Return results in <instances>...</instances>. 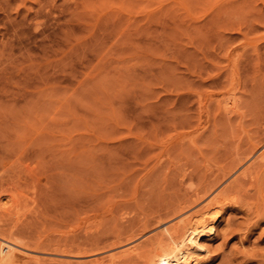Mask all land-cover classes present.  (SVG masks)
Masks as SVG:
<instances>
[{
    "label": "rangeland",
    "instance_id": "rangeland-1",
    "mask_svg": "<svg viewBox=\"0 0 264 264\" xmlns=\"http://www.w3.org/2000/svg\"><path fill=\"white\" fill-rule=\"evenodd\" d=\"M154 1L140 6L160 7L159 21L141 20L132 7L120 22L100 12L79 22L68 0H0V47L12 44L17 65L27 52L32 61L28 83L18 68L14 95L0 94V149L20 154L14 166L30 158L36 178L23 185L24 164L0 170V178L15 170L23 179L25 188L17 184L7 196L28 193L17 200L20 210L7 206L11 196L2 200L11 213L0 212V230L14 227L0 233L49 249L74 238L110 246L117 235L143 243L174 224V213L189 210L197 195L219 191L254 150L264 151V0ZM221 101L235 103L232 114L217 107ZM257 165L255 180L227 195L216 233L200 237L209 250L199 264H264V193L257 191L264 164ZM115 247L104 251L121 250ZM47 251L44 264L54 259ZM88 255L81 263L103 257ZM71 259L50 263H80Z\"/></svg>",
    "mask_w": 264,
    "mask_h": 264
},
{
    "label": "bare ground",
    "instance_id": "bare-ground-1",
    "mask_svg": "<svg viewBox=\"0 0 264 264\" xmlns=\"http://www.w3.org/2000/svg\"><path fill=\"white\" fill-rule=\"evenodd\" d=\"M23 1H26V0H23ZM69 2L73 3V7H72V10H68L70 11V14L75 16L77 18V20L80 22V21H85L87 19H85V14L88 13H106L107 15L111 14L112 17H117V20H119V22L121 20H125L124 17H123V12H127L129 10V8H132V7H137L136 9L138 11H136L135 13L136 14H142L140 17L141 20L143 19H148L149 20H155V21H159L160 18H161V14L162 13V9L159 7V9H154V10H150L148 11L146 8L148 7V4H153V2H155L154 0H68ZM146 2V6L143 7V6H140L141 4H145ZM170 2V1H169ZM35 3L37 5H40L42 3V0H35ZM46 3V2H45ZM148 3V4H147ZM156 3V2H155ZM168 3V2H167ZM139 5V6H136V5ZM45 5V4H44ZM169 5V4H168ZM41 6V5H40ZM43 6V5H42ZM162 6V5H160ZM45 7V6H44ZM158 8V7H157ZM165 8V7H163ZM45 9V8H44ZM149 9V8H148ZM127 10V11H126ZM76 12H78L77 14H75ZM124 12V13H125ZM94 13V14H95ZM84 15V17H83ZM91 16V15H89ZM110 16V17H111ZM164 16V15H163ZM170 16V15H169ZM27 18L29 17L28 15L26 16ZM167 17V16H166ZM96 19L95 21H93L94 23L93 24H97L99 22V19L96 18H93V20ZM133 19V20H132ZM132 19L128 18L126 19V21H134L136 18L133 16ZM168 19V18H167ZM116 20V21H117ZM138 20V18L136 19ZM113 24V27H114V22L112 23ZM172 24V23H170ZM169 24V25H170ZM83 27L86 26V24H82ZM89 25V24H88ZM116 25V24H115ZM168 25V24H166ZM87 27V26H86ZM170 27V26H169ZM118 28V26H117ZM115 29H116V26H115ZM114 29V30H115ZM112 30V29H111ZM113 30V31H114ZM116 31V30H115ZM65 37L67 38V36L65 35ZM2 47H0V94L4 95L6 97V95H14L13 94V87L14 84L16 86V83L14 82V80H18L16 79V76L15 74L17 73L16 71L18 70L19 68V71L23 72V75L25 77V79L21 80V81H25L27 82V75L30 71V68H31V60H30V55H29V52L25 53L23 59H22V62H20V64L17 65V63L13 60V52H12V48H11V45L8 42H4L2 43ZM26 51V50H25ZM20 74V73H19ZM19 77V75H18ZM19 81V80H18ZM29 81V80H28ZM28 83V82H27ZM20 84V83H19ZM24 84V82H22V85ZM26 84V83H25ZM24 87V98L26 99L27 97H29L30 95V92H28V87L29 86H26V85H23ZM13 87V88H12ZM19 89V88H17ZM23 91V89H22ZM2 97V96H1ZM5 97L3 98L4 101H5ZM8 97V96H7ZM6 97V98H7ZM213 98V97H212ZM214 99V98H213ZM233 100V99H232ZM236 100V99H235ZM4 101H0L1 105H4ZM10 101V100H9ZM203 101V100H202ZM201 101V102H202ZM224 101V100H223ZM237 101V100H236ZM219 105V106H218ZM218 105L217 107H219V109L223 110L224 113L226 112H231L233 110V107L235 105V103H232L231 105H228V103H221L218 102ZM238 105V104H237ZM7 106V105H5ZM1 107V106H0ZM218 111V110H217ZM222 111V112H223ZM221 113V112H220ZM235 113V112H234ZM229 114H232V113H229ZM228 114V115H229ZM228 117V116H227ZM182 138V137H181ZM182 141V140H181ZM192 144V143H191ZM2 147V146H0ZM258 151V152H257ZM8 152V151H7ZM260 151L259 150H254L252 152V154L250 155V157L247 159V162H245L247 165L246 166H242L239 171L237 170L235 173H232V176L233 179L230 181L227 180V179H224V184L221 180V182L224 184V186L219 190L217 191L214 190V191H211L209 192L210 190L207 189L206 192H204V194L202 196H198L197 194V198H195V200H193V202L191 203L189 210L187 209V211H183V209H178L179 211L176 213H174L175 215L177 214V218L175 219L176 222L173 224H171V226H168V227H164L160 233L155 236L154 238L152 237V239L150 238V236L146 237L147 239H144V240H147V241H144L143 243H139V244H128L127 242L129 240H126V246L124 245V247H122V242L124 241V244H125V240L123 241H120L121 240V236L120 235H117L115 239V242L110 246H103L101 244V242L99 240H92L91 242V238L89 239L90 243L87 244L88 242H86V244L83 242L84 240H87L88 238V235H86V238H84V240H79L78 239L76 240L75 238L73 240H65V243H62V245H59L57 244L54 249H52V247H50L51 249H49L48 246H51V245H44V243H41V242H37V241H34L36 239H32L30 241H26L25 243H20V240H18L19 242L15 241L17 238L16 237H13V238H16L13 240V238L10 239V236L9 238L7 236L4 235V233H0V264H19V260L21 258H24L25 260H28L27 263H29L30 261L32 263H37V264H40V260L42 261L43 259H40V256H43L47 250H50V253L52 251V254H51V257L54 258V259H58V260H61L63 259H68L70 258V261L72 260L71 258H76L75 261H80V263L78 262L77 264H199L201 262H203L204 258L207 256V250H209L208 248H205L201 242H200V237L201 236H206V237H212V235L214 234V232L216 231L215 228H216V223L218 222V220L220 219L221 217V210L223 208L224 205H226V197L228 199L229 196L227 195H231L230 193L232 192V194H235L236 192L233 193V190L236 188V187H239V183H241L242 181L247 180V182L249 180H253L256 176H254V173H255V169L257 167H259L257 164H264V151H261L260 154H258ZM13 153V152H8L6 153V151L1 150L0 149V170L2 171L3 168H5V166H7V164H9V166L11 168H15L17 165H21V164H24L23 166H18L20 169H22V167H24V171L22 173L25 172V175L26 176V180H25V176H24V181L25 183H23V185L27 184V180H30L29 178H32V174L30 173V171L28 170L29 167H28V160H30V158L27 159H24V161L22 162L21 159L20 161L22 162L21 164H17L16 166H14L15 163H17L18 161V158L17 159H14L16 158L17 156L13 157L11 156L10 154ZM23 153V152H21ZM25 157V153H23ZM13 155V154H12ZM28 155V154H27ZM26 155V156H27ZM248 157V156H247ZM14 160H13V159ZM27 158V157H25ZM245 159V157H244ZM243 160V159H242ZM26 161H27V164H26ZM239 162V161H238ZM257 165V166H256ZM14 166V167H12ZM17 168V170H19ZM240 167V166H239ZM11 168H10V171H11ZM255 168V169H254ZM261 168V167H260ZM6 169V168H5ZM9 169V168H8ZM254 169V171H253ZM235 170V169H234ZM260 170V169H259ZM5 170H3V173H4ZM8 171V170H7ZM5 171V172H7ZM15 170H12L11 174L10 172L8 171V175L7 176V173L5 174V176H7V179L6 177H4L2 175V177H4L5 179L3 178H0V212H3L5 211L4 208L6 210H9L8 208L4 207V205H6L7 203L3 204L2 203V200L5 199V198H8L11 196V203H9L7 206L10 205L9 208H11L12 210V207L11 206H15L19 201L17 200H20L19 198L16 200L14 197H12L13 195L10 194V196H7L8 193H10V189L11 188H14L17 186L19 188H17L18 190L22 187L20 186V183H22L23 179L21 178V175L20 177L18 176L19 175V172H18V175L17 173H13ZM20 171V170H19ZM17 172V171H16ZM35 172V171H34ZM234 172V171H233ZM21 173V172H20ZM21 173V174H22ZM30 173V175H29ZM43 173V172H42ZM257 173V172H256ZM255 173V174H256ZM16 174V175H15ZM45 174V173H44ZM224 174V173H223ZM259 174H261L259 172ZM0 175H1V172H0ZM28 176V177H27ZM31 176V177H30ZM36 177L37 176H40L39 174L38 175H35ZM226 176V175H225ZM224 176V177H225ZM43 178L45 177L44 175L42 176ZM35 177H33V180ZM221 178V177H220ZM229 178H231L229 176ZM259 177L257 176L256 179H258ZM20 179H22L20 181ZM249 179V180H248ZM45 180V179H44ZM255 180V179H254ZM253 180V181H254ZM260 180V179H258ZM18 181H20V183L18 184ZM32 181V180H30ZM219 181V179H218ZM262 181V179H261ZM260 181V183H261ZM34 182V181H33ZM36 182V181H35ZM35 182H34V185H35ZM250 182V181H249ZM38 183H41V182H38ZM44 183V182H43ZM216 183V182H215ZM253 183H257V182H253ZM18 184V185H17ZM30 184V183H29ZM32 184V183H31ZM262 184H264V181H262L261 184H259L258 186V183H257V191H258V188H259V193L262 194L264 193V189H261L262 187ZM17 185V186H16ZM32 184V187L34 186ZM36 185L38 186V184L36 183ZM35 185V187H36ZM41 185V184H39ZM221 185V184H220ZM248 185V184H247ZM252 185V184H251ZM250 186V185H249ZM255 186V185H254ZM217 187V186H216ZM252 187V186H251ZM25 188V187H24ZM24 188H21L22 190ZM31 188V187H30ZM39 188V187H37ZM36 188V189H37ZM219 188V187H217ZM248 188V187H247ZM255 188V187H254ZM264 188V187H262ZM45 189V188H44ZM239 189V188H238ZM245 189V188H244ZM253 189V188H252ZM25 190H29L28 187L27 189ZM243 189L240 188V191H242ZM255 190V189H254ZM14 191V190H13ZM30 191L32 192L33 191V188L32 190L30 189ZM40 191V190H39ZM37 191V194L38 192ZM44 191V190H43ZM235 191V190H234ZM245 192V190H243ZM15 192V191H14ZM21 192V191H20ZM25 192V191H24ZM28 192V191H27ZM34 192V191H33ZM238 192V191H237ZM253 192V191H252ZM258 192H257V195H258ZM18 193V192H17ZM36 193V191L34 192ZM16 194V193H15ZM21 194H25V193H21ZM21 194H18L19 196ZM28 194V193H27ZM25 194V195H27ZM33 195V193H31ZM42 194V192H41ZM45 194V193H44ZM244 194V193H242ZM25 195H22L23 196V199L25 198L24 196ZM36 195V194H35ZM39 195V194H38ZM46 195V194H45ZM45 195H44V200L47 199L45 198ZM236 195V194H235ZM240 195V194H239ZM264 195V194H262ZM18 196V197H19ZM21 196V197H22ZM43 196V194H42ZM233 196V195H232ZM237 196V195H236ZM244 196V195H243ZM242 196V197H243ZM246 196V195H245ZM248 196V195H247ZM29 197V196H28ZM47 197V195H46ZM235 197V196H234ZM17 198V197H16ZM34 199L36 198L38 200V198L40 199L41 197H38L37 198V195L33 197ZM69 198V197H68ZM73 198V196H72ZM71 198V200H72ZM81 198V197H80ZM233 198V197H231ZM239 198V196H238ZM250 198H254V197H250ZM22 199V200H23ZM33 199V200H34ZM35 199V201H36ZM50 199V198H49ZM70 199V198H69ZM79 199V198H78ZM82 199V198H81ZM244 199V198H243ZM262 199V198H261ZM9 199H7L8 201ZM20 200V201H22ZM32 200V201H33ZM43 200V198H42ZM41 199L39 200L40 202L42 201ZM71 200H68L69 202H71ZM232 200V199H231ZM259 200V199H258ZM10 201V200H9ZM37 201V202H39ZM48 201V199H47ZM46 201V202H47ZM67 201V202H68ZM73 201V200H72ZM237 201V199H236ZM242 201V200H241ZM262 201V200H261ZM68 202V203H69ZM78 202V200H77ZM235 202V200H234ZM260 202V200H259ZM24 203H25V200H24ZM22 203V204H24ZM226 203V204H225ZM238 203V202H237ZM20 204V203H19ZM21 204V205H22ZM36 205V203H34ZM38 204V203H37ZM40 204V203H39ZM42 204H43V201H42ZM41 204V205H42ZM64 205H67L65 207H68L69 204H65V202L63 203ZM242 204V203H241ZM260 204V203H259ZM18 205V204H17ZM16 205V206H17ZM47 205V203H46ZM45 205V206H46ZM64 205L61 207L63 208ZM73 205V203H72ZM72 205H70L69 207H72ZM232 205V204H231ZM238 205V204H237ZM15 206V207H16ZM23 206V205H22ZM44 206V204H43ZM45 206L43 208H45ZM77 206V205H76ZM81 206V205H80ZM259 206V205H258ZM20 207V206H19ZM19 207L17 208V210L19 209ZM83 207V206H82ZM240 207V206H239ZM15 208V210H16ZM80 208V207H79ZM257 208V207H256ZM1 209H3L1 211ZM73 209V208H71ZM77 209V208H75ZM87 209V208H86ZM11 210L10 211H7L8 213L10 212L11 213ZM20 210V209H19ZM66 211V212H69L67 211L66 209H63V211ZM175 210V209H174ZM64 211V212H65ZM71 211V210H70ZM79 212V210H76V212ZM173 211V210H172ZM176 211V210H175ZM5 211V213H7ZM75 212V211H74ZM98 211L96 210V213ZM3 214V215H6V214ZM7 213V214H8ZM12 213H16L15 211H13ZM69 214V213H67ZM73 214V212H72ZM95 213H93L94 215ZM166 214V213H165ZM10 215V214H9ZM44 215V214H43ZM75 215V214H74ZM174 215V216H175ZM12 215H10L9 218H11ZM15 216V215H14ZM68 216V215H67ZM5 217V216H4ZM3 217V219H4ZM69 217V216H68ZM90 217V215L88 216ZM6 218H7V215H6ZM94 218V217H93ZM167 218V217H166ZM2 219V218H1ZM13 219V218H11ZM10 219V220H11ZM69 219V218H68ZM87 219V218H86ZM156 219V218H155ZM164 219V218H162ZM9 220V221H10ZM66 220V219H65ZM70 220V219H69ZM88 220V219H87ZM122 220V219H121ZM128 220V219H127ZM158 220V219H157ZM3 221V220H2ZM1 221V222H2ZM86 221V220H85ZM150 221V220H149ZM154 221V220H153ZM163 221V220H162ZM161 221V222H162ZM5 222V221H4ZM7 222V220H6ZM5 222V223H6ZM119 222V221H118ZM148 222V221H147ZM160 222V221H159ZM9 223V222H8ZM14 223V222H13ZM12 223V224H13ZM29 223V222H28ZM33 223V222H31ZM31 223H29V226L31 225ZM89 222H87L88 224ZM150 223V222H149ZM12 224H9V225H12ZM16 225V223H14ZM76 224V223H75ZM86 224V223H85ZM90 224V223H89ZM121 224V223H120ZM4 225V224H3ZM8 225V224H7ZM33 225V224H32ZM93 225V224H91ZM145 225V224H144ZM154 225V224H153ZM156 225V224H155ZM27 226V224H26ZM28 226V227H29ZM86 226V225H85ZM89 226V225H88ZM118 226V225H117ZM147 226V225H146ZM158 226V225H157ZM218 226V225H217ZM9 227V226H8ZM11 227H14L13 225ZM11 227L9 230H11ZM90 227V226H89ZM94 226L90 227L91 229L93 228ZM133 227V226H132ZM148 227V226H147ZM3 227L1 226V229ZM5 228V227H4ZM3 228V229H4ZM16 228V227H15ZM24 228V227H23ZM30 228V227H29ZM85 228V227H84ZM118 228V227H117ZM123 228V227H122ZM2 229V231H3ZM8 228H5V231H7L8 233H10L9 230H6ZM13 229V228H12ZM17 229V228H16ZM82 229V228H81ZM80 229V230H81ZM145 229V228H144ZM14 230V229H13ZM124 230V229H123ZM147 230V228L145 229V231ZM0 230V232H2ZM19 231V230H18ZM113 231V230H112ZM121 231V230H119ZM143 230H141L142 232ZM20 232V231H19ZM24 232V231H22ZM77 232V231H76ZM75 232V233H76ZM83 232V231H82ZM93 232V231H92ZM96 232V230H95ZM98 232V231H97ZM115 232V231H114ZM112 232V233H114ZM14 233V232H12ZM25 233V232H24ZM69 233V232H68ZM74 233V234H75ZM78 233V232H77ZM76 233V234H77ZM117 233V231H116ZM216 233V232H215ZM7 234V233H6ZM21 233H19L20 235ZM26 234V233H25ZM80 234V233H79ZM86 234V233H85ZM91 234V233H90ZM106 234V233H105ZM119 234V233H118ZM122 234V233H121ZM155 234V233H154ZM152 234V236L154 235ZM16 235V234H15ZM33 235V234H32ZM67 236L69 234H66ZM66 235H63V236H66ZM92 235V234H91ZM114 235V234H112ZM124 235V234H123ZM122 235V236H123ZM141 235V234H140ZM18 236V234H17ZM27 236V235H26ZM73 236V235H72ZM76 236V235H75ZM79 236V235H78ZM76 236V237H78ZM94 236V235H93ZM96 236V235H95ZM143 236V235H142ZM32 238V236H30ZM80 237V236H79ZM127 237V236H126ZM132 237V236H131ZM135 237V236H134ZM24 238V237H23ZM29 238V236L27 237ZM63 238V237H62ZM69 238V237H68ZM82 238V236H81ZM129 238V237H127ZM136 238V237H135ZM139 238V237H138ZM150 238V241L148 240ZM20 239V238H19ZM22 239V237H21ZM59 239V238H58ZM63 239H67L66 238H63ZM72 239V238H71ZM106 239V238H105ZM130 239V238H129ZM132 239V238H131ZM130 239V241H131ZM28 240V239H27ZM60 240V239H59ZM58 240V242H59ZM142 240V239H141ZM22 241V240H21ZM24 241V240H23ZM41 241V240H40ZM62 241V239L60 240ZM83 243H82V242ZM102 241V239H101ZM149 241V242H148ZM60 243V242H59ZM131 243V242H130ZM133 243V242H132ZM47 244V243H45ZM52 244V243H51ZM55 244V243H54ZM61 244V243H60ZM106 244V243H104ZM121 245V250L119 252H111L109 254H106L104 250H106L107 248H110V247H115V246H120ZM116 248V247H115ZM46 250V251H45ZM108 250V249H107ZM113 250V249H112ZM116 251V250H115ZM48 252V251H47ZM88 254H92L90 256L92 257H95V256H102L103 257H100V259L98 260H92V261H89V262H84V263H81L82 260H86L88 261L89 258V255ZM106 254V255H105ZM50 257V256H49ZM43 258V257H42ZM48 258V256H47ZM97 258V257H95ZM49 259V258H48ZM47 259V260H48ZM54 259H50V262H52L51 260H54ZM206 259V258H205ZM57 262V260H55ZM53 261V264H55ZM69 261V262H70ZM31 262L29 264H31ZM49 264H52L50 263ZM69 262H67L69 264ZM42 263L44 264L45 262L42 261ZM59 263H63V262H59ZM22 264V262H21ZM47 264V263H46ZM65 264H66V261H65ZM73 264H76V263H73Z\"/></svg>",
    "mask_w": 264,
    "mask_h": 264
}]
</instances>
